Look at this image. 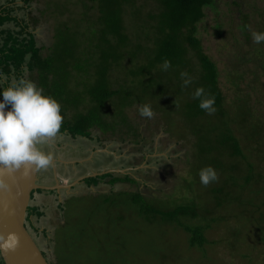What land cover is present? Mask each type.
Instances as JSON below:
<instances>
[{"label": "rangeland", "instance_id": "374dc122", "mask_svg": "<svg viewBox=\"0 0 264 264\" xmlns=\"http://www.w3.org/2000/svg\"><path fill=\"white\" fill-rule=\"evenodd\" d=\"M26 1L22 0L25 3ZM124 1L118 0L117 4L113 0L110 14H123V25L126 27L128 39L115 50L127 58L123 57L120 69L114 68L111 73L107 72L114 82L109 81L106 86L113 85L112 88L117 89L123 86L124 79L131 81L127 82L129 91L134 92L130 102L143 103H135L126 109L128 125L117 124L118 127L107 130L95 128L91 139L79 138L81 152L75 153L76 149L71 148L72 155L69 152H66V155L78 161L86 158L88 152L95 147L98 151L87 158L86 166H93L95 163L101 167V171L114 166L115 169H120L119 177L126 175L129 182L118 181L114 187L110 184H100L97 191L99 194L92 188L81 189L77 186L75 192L67 191L66 196L59 198V208L52 227L46 219H38L40 226L43 224L48 233L49 228L51 229L48 234L51 243L47 247L44 245L45 257L50 264H264V240L260 230L264 229V225L258 226L254 218H259V212L254 216L249 212L256 207L247 208L235 202L218 207V193L214 191L222 189L220 199L223 201L234 200L231 198L239 196L244 198L245 195V198L254 197L257 203L264 198V193L261 196L243 193L230 180L225 184V175L216 170L219 158L223 163L224 154H221L219 148L214 150L207 142L197 143V138L202 132L205 134L203 137L215 143V135L209 131L214 127L221 131L227 126L225 122L219 123L212 118L214 116L196 121L188 120L185 105L191 101L189 99L193 97L194 89L181 90L180 88L185 86L181 85L183 82L177 80L173 72H168L166 76L153 73L155 82L150 83V76L140 78L132 75L139 66L150 65L153 57L151 52H144V56L140 54L136 61L130 55L133 49L138 52V46L128 50L131 49L130 45L139 40L147 51H151L152 40L145 37L155 36L149 15L157 13L158 3L155 0H130L133 7L123 12L120 4ZM108 2L109 0H84V3L83 0H33L29 4L26 3L27 5L21 3V19L18 23L20 27L16 28L18 38L26 36V28L33 31L37 47L43 48L44 57L50 55L51 47L54 50L63 44L62 41H66L67 36L72 38L68 40L70 45L67 46L69 50H73L70 51V56L74 55L72 58L77 66L71 62L72 65L65 73L69 85L66 86V95L72 98L69 107L71 111L68 113L70 119L75 112V107L72 108L75 101H80V105H76L77 112L88 111V99H91V96L87 91L99 81L104 87L105 82L100 78L104 69L101 66L102 61L97 60L100 53L95 49L97 43H91L89 37L99 27L100 30L105 27V23L101 26L94 21L99 15V10L107 6ZM88 6L91 8L87 11ZM205 11L207 15L199 24L197 37L201 40L205 53L219 67L225 109L231 113L227 118L228 126L233 125L234 134L243 140L248 156L264 164V161L258 160L256 143L249 137L246 138L250 136L258 139L262 136L261 129L259 133L252 122H240L245 112H253L264 126V53L260 51L264 49V43L257 44L252 36L253 32H264V0H217L216 9L206 8ZM90 15L93 17L90 18ZM243 16L248 17L249 39L239 28V25L244 23ZM218 26L221 36L217 32ZM136 33L144 38L136 37ZM5 35L4 31L0 32L1 46L8 41ZM74 43L77 45L72 46ZM64 47L66 45L62 46ZM29 59L30 55L18 74L19 78L16 74L10 77V84L24 78L39 87L38 72L29 69ZM197 62V59H194L195 65ZM237 71L242 77L239 81L235 79ZM169 76L175 80L172 81L173 78ZM3 78L6 79L5 74ZM237 81L241 85L240 90L235 86ZM161 87L163 93L159 90ZM240 96L247 97L246 101L251 104L253 110L241 100L236 105L238 110L231 111L236 107V98ZM118 102L119 98L116 103H108L110 113L116 108L117 113L123 111ZM144 105L151 107V118L140 114V108ZM239 110L241 114L237 115ZM108 118L112 126H117V121L112 120L114 118L111 115ZM119 120L121 122L120 117ZM129 126L132 128L129 129ZM260 127L261 125H258L256 128ZM132 129L134 135L129 133ZM43 145L54 148V138L39 144L38 147ZM62 145L65 147L63 150H67L68 145ZM84 147L88 149L87 152ZM228 159H232L231 156ZM209 165L217 171L219 178L204 186L200 182L199 171ZM242 167L246 173L247 168L245 165ZM111 175L113 173L98 177L93 175L85 184L92 186ZM255 188L258 189L256 186ZM194 200H197L202 210L215 207V218L229 216L228 220L212 224L206 232L209 243L200 248L190 246V235L179 225L180 221L193 224L197 220L184 219L170 213L181 205L192 204ZM26 223L30 233H34L32 236L41 244L46 236H39L33 231L29 219ZM0 264H4L1 257Z\"/></svg>", "mask_w": 264, "mask_h": 264}, {"label": "trees", "instance_id": "16d2710c", "mask_svg": "<svg viewBox=\"0 0 264 264\" xmlns=\"http://www.w3.org/2000/svg\"><path fill=\"white\" fill-rule=\"evenodd\" d=\"M31 1L33 0H27L26 3L29 4V2ZM155 1L158 3L157 13H151L149 15L152 31H155V36L151 35L148 36V38L145 37V39L150 38V40H152L153 47L151 51H147V49L141 44L142 42H140L139 40L136 43L130 45L131 49L128 50L131 51L135 45L138 46V52H136V50L134 52L133 49V52L130 55L136 61L140 57V54L143 55L144 52H151L153 57H151L150 65H147V67L139 66L132 75L140 78L150 76V83L155 82L154 77L158 73L166 76L168 72H173L176 76V79L179 81L183 82L184 79L188 77L191 78V83H189L188 85L185 86L184 83H181V85L185 86V88H180L181 90L194 89L195 92L197 88L203 87L205 97L209 95L214 96V107L216 111L211 115H209L205 110L199 107L200 99L194 98V95L189 99L191 101L187 102L185 105V114L188 117L189 121H196L214 116L212 118H215L217 121H219V123L225 122L227 126L224 127L221 131H217L215 127L209 131V133H213V136L215 135V143H212L207 137H203L205 134L202 131V133H200L199 137L197 138V143L203 144L207 142L211 144L212 147H214V150L219 148L221 150V154H224L223 156L220 154V157L222 156L224 164L222 163V161L220 162L219 158V165H216V170L223 172V174L225 175V179L223 180L225 184H228L230 180L243 193L246 192L255 196H258L260 194L261 196L262 193H264V164H260L256 162V160L252 156H248L243 140L235 136L234 130L232 128L233 125L228 126L229 119L227 118L230 117L231 113L229 114V112H227V110L225 109V95L220 87L219 67L217 63L205 53L202 47V42L197 37L199 24L207 15L205 11L206 8L216 9L217 0ZM112 2L113 0H109L107 6L100 9L99 15L95 17L94 23H99L101 26H104L105 23V27L100 30V27L96 25L99 28L96 30V32H93L91 37H89V41L91 43H93L94 45V42L97 43L95 45V49L98 50V53H100L97 60L99 59L100 61H102L101 66H103L104 69V72L100 74V78L101 80H104L105 83L103 84L104 87H102V83L99 81L97 82V85L92 86V89L90 91H87L91 96V99H88L90 105L88 111L77 112L76 108H78V106L80 105V101H75L74 106H72V108L75 107L73 117L71 119L68 117V113L71 111L69 108L71 107L70 99L72 98L69 97L70 95H66V92L68 90V87L66 86L69 85L67 84L66 79L68 78V76H66L65 73L68 72L67 68L72 65L71 62H73L75 67L77 66L76 62L72 58L74 57V55L70 56V51L73 52V50H69L67 46L70 45L69 39H72L69 36L65 38L66 41H62L63 44H61L59 47L54 48L55 51L51 47V53L46 57L42 55L43 48H38L36 46L33 35H31L30 39L10 37L8 41H6L4 46L0 45V77H3L4 74L6 75V81L3 78L4 82H0V88H6L10 85L9 79L13 74H16V76L19 78L18 74L21 72L23 66L28 61L27 56L30 55L28 66L29 69L32 70V72H38V86L44 90L45 94L54 97L61 105L63 122L60 133L68 132L73 137L82 136L91 139L92 131L95 128L107 130L111 127L116 128L118 127V125H128V123H126V120H128L126 109L134 106L135 103L142 104L143 102H130V99L134 96V92L129 91L127 82L131 83V81H126V79H124V81L122 82L123 86L117 89L112 88L113 85L111 87L106 86L109 81L114 82V79L111 76L108 77L109 71L111 73L114 68L116 70L120 69L122 61H124V58H127L122 54H118L115 50L118 45L124 44L128 37L125 33L126 27L123 25V14H119L117 12L110 14L113 6ZM115 2L119 4L118 0H115ZM132 7V2L130 0H125L123 4H120V9L123 12ZM90 8L88 6V8H86L87 11ZM92 17L93 16L90 15V18ZM243 17L244 23L242 25H239V28L241 29V32H243V35H245L249 39L250 26L247 20L248 17ZM5 19L8 20L12 18H8V15L7 17L0 16L1 22ZM35 20L36 19H34V21ZM66 26L68 27V25ZM217 32L218 35L221 36L220 26L217 27ZM138 36L139 38H144L141 34L136 33V37ZM127 44L125 46V49L127 48ZM63 45H66V47L62 48ZM76 45V43L72 44V46ZM260 51L264 53V49H261ZM260 51L258 50V52ZM87 58L92 59L91 57ZM194 59H197L198 61L196 65L194 64ZM165 60L171 61V67L166 71L162 70L161 68V65ZM153 73L156 74L154 75ZM181 73H187L188 76L182 78ZM236 76L237 77L235 79H237L238 81L242 78L238 71ZM174 80L175 79L173 78L172 81ZM238 81L237 83L235 82V86L240 90L241 85ZM159 90L161 91V93H163V87L159 88ZM0 98L2 99V96H0ZM118 98L119 106L123 109V111H121V113H117L116 108L112 113H110L108 103L114 101L116 103ZM246 98L247 97L245 96L236 98L235 106L239 104L241 100H244L246 103L243 104H249L250 109L253 110V107L248 101H246ZM76 105L78 106L76 107ZM235 108L231 109V111L233 112L234 110H238L237 106ZM240 114L241 112L239 110L237 115ZM110 115L114 118L112 120L117 121V126H112L109 123L110 120L108 116L110 117ZM119 117L121 119V122L119 120ZM255 119H257L255 113L245 112L244 115L241 116L242 121L240 122H252L255 130L259 133L261 129L262 136H259L258 139L250 136H246V138L249 137L256 143V150L258 151L259 156L258 160L263 162L264 126L261 122H259L258 119L257 122L255 121ZM104 123L108 124L109 126L104 125ZM258 125H261V127L256 128ZM130 127L131 126H129V129ZM133 131L134 129H132L131 131L129 130V133H132V135H134ZM225 153H228V155H225ZM230 156L233 160L228 159V157ZM244 165L247 168L246 173L242 169V166ZM118 181L129 182L126 175L123 178L121 177V175L120 178H115L114 182L116 183ZM255 186L258 187V189H256ZM221 190L222 189H218L217 191H214L218 193V197L216 198V206H228L230 204H233L234 202L243 207L247 206V208L255 206L256 209L248 210L253 216L255 213L259 212V218L255 216L254 218H256L255 220L258 226L264 225V198L259 201V203H257L254 197H250L252 199L245 198V195H243L244 198L239 196L237 198H231L234 200L228 199L227 201H223L220 199V194L223 193L221 192ZM185 205H181L174 211H170V213L171 215H179L184 219H191L195 221L197 220L196 223L193 224H185V222L180 221L179 225L190 235L189 243L191 247H204L205 244L209 243L206 237L207 230L212 226L213 223L217 221L226 219L228 220L229 216L215 218L213 215L215 214L216 208L214 207L211 210H202L197 200H194L192 204L188 203ZM260 230L263 235L262 239L264 240V229ZM1 260L2 263H4L2 257Z\"/></svg>", "mask_w": 264, "mask_h": 264}, {"label": "clouds", "instance_id": "9594fccd", "mask_svg": "<svg viewBox=\"0 0 264 264\" xmlns=\"http://www.w3.org/2000/svg\"><path fill=\"white\" fill-rule=\"evenodd\" d=\"M252 36L257 44L264 42V32H253ZM170 67L169 60L161 65L165 71ZM181 76L187 77L188 74L181 73ZM2 80L3 77H0V82ZM183 83L188 85L191 78L184 79ZM0 96V174H11L21 168L27 170L29 166L48 168L53 162V154L41 150L38 145L60 133L63 122L60 103L45 94L33 81L24 78L0 88ZM194 98L200 99L199 107L209 115L216 111L215 97H205L203 87L196 89ZM140 114L151 118L153 111L149 105H144L140 108ZM199 177L204 186L219 178L211 165L202 168ZM7 188L8 185L0 180V189ZM18 242L19 237L15 232H9L6 236L0 234V249L4 251L14 250Z\"/></svg>", "mask_w": 264, "mask_h": 264}, {"label": "crops", "instance_id": "0c3cea01", "mask_svg": "<svg viewBox=\"0 0 264 264\" xmlns=\"http://www.w3.org/2000/svg\"><path fill=\"white\" fill-rule=\"evenodd\" d=\"M67 133L68 132L59 133L54 138V143H55L54 148L52 147L48 148L46 145L40 146L41 150L45 152H51L53 154L54 159H53L52 164L48 168L42 169V173L38 176V181H39L38 184H40L42 188L34 192L32 196V200L30 202V206H29V215H32L31 219L32 218L37 219L36 217H34V215L40 217L39 219L41 218H43L44 220L46 219L50 223V227H52L53 220L57 216L56 214L58 211L57 209L58 208L57 207L58 198H61V197L57 198V195H59V192H54L52 191L53 189H58V191H60L61 189H65L66 192L67 191L75 192L78 186L81 189L92 188L94 192L99 194L100 192H97V191L99 189L100 184L104 183L105 185L110 184L113 186L116 184L114 182L115 178L117 177L120 178L119 177L120 169H115L113 166L108 170L101 171V167L95 163L93 164V166L88 165L87 167L83 169L73 168L72 172H70L69 174L64 173L63 174L64 176H62L61 178H56V176L53 177L51 167L55 168L56 163H59V165H62V166L64 165L65 167L75 165L77 161L70 159V157L66 155L68 154L66 152L70 153L71 148L76 149L74 150V152L80 151L81 144H80L79 138L85 139V137H82V136L73 137L72 135H70L69 133L67 134ZM68 137H70V139ZM62 143L64 145H68V147H66L67 150H63L65 149V147L62 145ZM70 155L72 154L70 153ZM63 172L65 171L63 170ZM110 173H113V175L106 177V178H109L107 182H103V180L106 178H102L100 181H98L96 184H93L92 186L89 185L88 183L85 184L87 182L86 179L90 178L93 175L102 176V175H106ZM54 181L57 182L58 184L54 185ZM68 185L71 187H67ZM47 205L51 206L53 209L48 208ZM29 220H30V217H29ZM37 228H40V231H42L43 233L42 235L46 236L44 239H42L43 241L42 245H43V248H44V245L47 247V245L48 244L50 245L51 243L50 236L48 238V234L51 233V229L49 228L50 232L48 233V230L45 228L43 224L40 226L39 221L37 224Z\"/></svg>", "mask_w": 264, "mask_h": 264}, {"label": "water", "instance_id": "95a60500", "mask_svg": "<svg viewBox=\"0 0 264 264\" xmlns=\"http://www.w3.org/2000/svg\"><path fill=\"white\" fill-rule=\"evenodd\" d=\"M0 180L8 185L7 190L0 189V234L15 232L19 237L14 250L0 249L4 264H50L26 225L32 195L42 188L38 184V168L5 172L0 174Z\"/></svg>", "mask_w": 264, "mask_h": 264}, {"label": "flooded vegetation", "instance_id": "af4514ba", "mask_svg": "<svg viewBox=\"0 0 264 264\" xmlns=\"http://www.w3.org/2000/svg\"><path fill=\"white\" fill-rule=\"evenodd\" d=\"M13 2H11V0H0V16H3V17H7V15H8V18H12V19H5V20H3L1 23H0V32L1 31H4L5 33H6V38H10V37H12V38H18V35H19V33H18V31L16 32V28H18V27H20L19 26V20L21 19V15H20V7H21V3H23V4H26L25 2H22V0H12ZM27 5V4H26ZM12 23H14L13 25H14V28H12L11 27V24ZM12 29H15V30H12ZM26 36H23L22 38H27V39H30V37H31V35H33L34 36V34H33V31H31V30H28L27 28H26ZM28 36V37H27ZM34 40H35V36H34ZM35 42H36V40H35ZM36 46H37V44H36ZM90 149V148H89ZM84 150H85V152H87L86 150H88V149H86L85 147H84ZM97 149L95 148V147H93L92 148V150H91V152L89 153L88 152V156L86 157V158H81V159H79L76 163H75V165H73V166H62V165H59V163H56L55 165V168H53V167H51L52 168V176L53 177H55L56 176V178H61L62 176H64L63 174L65 173V174H69L70 172H72L73 171V168H85V167H87L86 166V160H87V158H89V156H91V155H95L96 153H97ZM81 152V151H80ZM75 153H77V152H75ZM84 152H82V154H83ZM71 167H72V169H71ZM55 170V171H54ZM63 170L65 171V172H63ZM42 173V169H39L38 168V176L40 175ZM98 177V176H97ZM86 180H89V178H87ZM58 181H60V180H58ZM58 183L57 182H55L54 181V185H57ZM52 191H54V192H59V195H57V198L58 197H64V196H66L67 194V192H66V190L65 189H61L60 191H58V189H53ZM59 199V198H58ZM57 207H58V205H57ZM59 208V207H58ZM57 208V209H58ZM31 216L32 215H29V212H28V217H27V220L29 219V217H30V227H32L34 230L33 231H35V232H37V234L39 235V236H42V231H40V228H37V224H36V222H37V220L40 218V217H38V216H36V215H34V217H36L37 219H34V218H32L31 219ZM26 225H27V223H26ZM27 227H28V225H27ZM29 228V227H28ZM30 229V228H29ZM31 231V230H30ZM32 233V232H31ZM34 234V233H33ZM32 234V235H33ZM34 239H35V241L38 243V245L40 246V248H41V250L43 251V253H45V249L43 248V245H42V243L40 244V242L34 237ZM45 256V255H44ZM50 263V262H49Z\"/></svg>", "mask_w": 264, "mask_h": 264}]
</instances>
